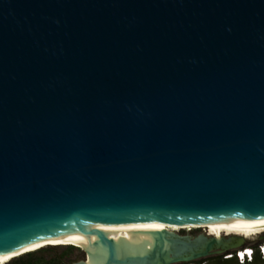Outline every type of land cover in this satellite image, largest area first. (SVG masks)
I'll return each mask as SVG.
<instances>
[{
  "label": "water",
  "instance_id": "95a60500",
  "mask_svg": "<svg viewBox=\"0 0 264 264\" xmlns=\"http://www.w3.org/2000/svg\"><path fill=\"white\" fill-rule=\"evenodd\" d=\"M262 218L264 0H0V252L112 222ZM138 234L88 235L73 264L247 246Z\"/></svg>",
  "mask_w": 264,
  "mask_h": 264
},
{
  "label": "bare ground",
  "instance_id": "6f19581e",
  "mask_svg": "<svg viewBox=\"0 0 264 264\" xmlns=\"http://www.w3.org/2000/svg\"><path fill=\"white\" fill-rule=\"evenodd\" d=\"M172 226H201L205 231L211 235L221 236L223 234H238L246 237H251L264 232V218L259 220H212L200 223H164L152 220H129L124 222H112L107 224H97L92 226H85L78 229L58 232L34 238L16 246L3 250L0 252V258H9L22 253L31 252L35 248L42 245H71L75 244L84 248H88V235L95 232L105 231L114 238L135 239L139 237L138 232L144 228L154 229H170ZM140 240V237H139ZM23 245V246H22ZM249 248V247H246ZM250 249V248H249ZM189 264H194L193 262Z\"/></svg>",
  "mask_w": 264,
  "mask_h": 264
},
{
  "label": "trees",
  "instance_id": "16d2710c",
  "mask_svg": "<svg viewBox=\"0 0 264 264\" xmlns=\"http://www.w3.org/2000/svg\"><path fill=\"white\" fill-rule=\"evenodd\" d=\"M252 246L256 248V245H252ZM57 247L58 246H47L39 250L29 252L19 257H16L6 264H36V260H38V257L36 256V254L41 253L45 250L53 251V250H56ZM230 254H232L231 257H226V255H218V256L198 259V260L193 261V263H197V264H264V257H262L258 253V251L255 252L253 261H246V262H240L236 256V253H230ZM179 264H182V263H179ZM184 264H187V263H184Z\"/></svg>",
  "mask_w": 264,
  "mask_h": 264
},
{
  "label": "rangeland",
  "instance_id": "374dc122",
  "mask_svg": "<svg viewBox=\"0 0 264 264\" xmlns=\"http://www.w3.org/2000/svg\"><path fill=\"white\" fill-rule=\"evenodd\" d=\"M171 230H176L179 234H191V235H197L199 234L200 232H204L205 228L201 227V226H172L170 227ZM263 236L264 237V232L263 233H260V234H257V235H253L251 237H247V241H246V247H249L251 248L252 245H257L258 243H262L264 242V239H260V237ZM47 246H50V245H42V246H39L37 248H35V250L33 251H36V250H39L41 248H44V247H47ZM52 246V245H51ZM56 246H67V245H56ZM63 249L61 248H57L56 250H53V251H49V250H45L41 253H38L36 254V256L39 258V257H43V259L49 257V256H54L56 255L58 252H61ZM31 251V252H33ZM80 251H75V253L73 254H77L79 253ZM26 253H29V252H26ZM26 253H22V254H19V255H16V256H11L9 258H4V257H1L0 258V264H6L8 263L9 261H11L12 259L16 258V257H19L21 255H24ZM81 259H84L83 257L79 258L78 260H81Z\"/></svg>",
  "mask_w": 264,
  "mask_h": 264
},
{
  "label": "flooded vegetation",
  "instance_id": "af4514ba",
  "mask_svg": "<svg viewBox=\"0 0 264 264\" xmlns=\"http://www.w3.org/2000/svg\"><path fill=\"white\" fill-rule=\"evenodd\" d=\"M57 248H61L63 250L58 252L56 255L49 256L45 259H43V257H39L38 260H36V264H73L78 261L79 258L86 257L85 251L75 244L58 246ZM76 250L80 252L73 254Z\"/></svg>",
  "mask_w": 264,
  "mask_h": 264
},
{
  "label": "built area",
  "instance_id": "2783aa9c",
  "mask_svg": "<svg viewBox=\"0 0 264 264\" xmlns=\"http://www.w3.org/2000/svg\"><path fill=\"white\" fill-rule=\"evenodd\" d=\"M256 251H258V253L262 257H264V242L257 244L256 248L252 246L250 249L249 248L237 249L233 251V253H236V256L240 262H246V261H253ZM231 256L232 254L226 255V257H231Z\"/></svg>",
  "mask_w": 264,
  "mask_h": 264
},
{
  "label": "snow or ice",
  "instance_id": "6c2138e0",
  "mask_svg": "<svg viewBox=\"0 0 264 264\" xmlns=\"http://www.w3.org/2000/svg\"><path fill=\"white\" fill-rule=\"evenodd\" d=\"M23 246V245H22Z\"/></svg>",
  "mask_w": 264,
  "mask_h": 264
}]
</instances>
